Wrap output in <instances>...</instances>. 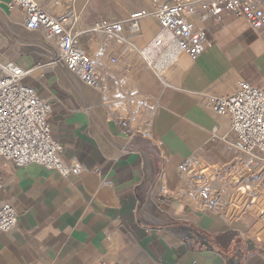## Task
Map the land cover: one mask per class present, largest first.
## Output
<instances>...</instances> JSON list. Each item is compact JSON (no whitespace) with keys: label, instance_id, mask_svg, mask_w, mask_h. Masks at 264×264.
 <instances>
[{"label":"crops","instance_id":"obj_1","mask_svg":"<svg viewBox=\"0 0 264 264\" xmlns=\"http://www.w3.org/2000/svg\"><path fill=\"white\" fill-rule=\"evenodd\" d=\"M8 1L0 0V55L33 70L22 83L49 102L62 159L82 170L63 178L0 159L1 200L18 214L16 229L0 232V264H264V249H251L246 238L252 216L202 212L181 197L177 176L190 154L223 171L235 163L233 147L221 140L229 119L210 110L202 93L235 80L264 86V26L251 29L229 14L205 23L203 51L192 60L172 44L161 74L135 53L126 57L115 40L102 45V37L88 35L84 49L100 81L94 88L62 66H47L55 43L25 30L23 11ZM38 1L53 13L65 6ZM116 3L74 0V7L89 24L126 20L130 11ZM153 19H140L136 32L126 27L125 36L145 46L158 34Z\"/></svg>","mask_w":264,"mask_h":264},{"label":"built area","instance_id":"obj_2","mask_svg":"<svg viewBox=\"0 0 264 264\" xmlns=\"http://www.w3.org/2000/svg\"><path fill=\"white\" fill-rule=\"evenodd\" d=\"M7 3L10 9L23 11L25 30L39 31L44 39L55 43L56 52L47 63L49 68L62 66L94 88H99L100 81L94 69L95 60L84 49L85 36L99 35L102 45L115 40L150 65L145 52L151 41L140 49L124 32L126 27L129 31H138L139 20L147 14L145 11L131 14L126 20L105 19L89 24L75 9L74 0H65L63 10L58 13L48 11L38 0H9ZM263 4L264 0H161L149 13L160 31L168 33L193 60L209 42L205 23L215 25L223 15L229 14L243 18L251 29L259 30L264 26ZM151 44L162 52L166 48L160 36ZM32 72L0 55V159L18 168L38 164L46 170H55L63 178L79 173L81 164L64 162L62 146L52 138L48 124L51 105L22 83ZM202 100L210 110L229 119V133L221 140L233 147L236 161L223 171L212 168L199 155L186 156L177 169L182 183L181 197L202 212L216 210L228 220L248 213L263 226L264 188L259 189L257 184L264 176V86L255 87L245 80H235L217 92L202 93ZM121 125L127 123L122 121ZM1 191L0 181V194ZM257 205L261 212L257 211ZM17 220L13 205L0 196V232L14 231ZM246 238L264 247V239L250 235L249 230ZM95 264H109V261L103 258Z\"/></svg>","mask_w":264,"mask_h":264},{"label":"rangeland","instance_id":"obj_3","mask_svg":"<svg viewBox=\"0 0 264 264\" xmlns=\"http://www.w3.org/2000/svg\"><path fill=\"white\" fill-rule=\"evenodd\" d=\"M113 1L114 2H117L116 4H117V6H118V9H120V8H123L124 10H127V12H129L130 11V13H129V15H131V14H134V13H137V12H140V11H148V12H150L151 11V9H152V6L154 5V4H156L157 3V1H161V0H112V3H113ZM60 4H63V3H65V0H61L60 2H59ZM116 6V7H117ZM105 7H103V9H104ZM147 9V10H146ZM263 10H264V4H263ZM128 15V16H129ZM109 18H111L112 19V16H110L109 15ZM128 18H130V16L128 17ZM127 18V19H128ZM153 20H155V19H153ZM156 21V20H155ZM154 21V22H155ZM244 22V21H243ZM156 26H157V29H156V31H158L159 32V27H158V25L156 24ZM146 45V44H145ZM138 47H141V46H138ZM175 47H177L178 48V50L180 51L179 52V54L180 55H184V51H182V49L180 48V47H178V45H175ZM124 55L126 56V57H130L131 58V56H134L133 55V52H128V50H126V51H124ZM163 57H164V55H163ZM163 57H160L159 58V60L156 62L157 64L155 65V68L157 69V72L158 73H162V70H163V65H162V60H163ZM168 59V58H167ZM171 60H168V62H170ZM167 65V63H165L164 64V67ZM211 167L212 168H214V167H217L215 164L214 165H211ZM246 170V169H245ZM264 173V172H263ZM260 179H261V181L257 184V187L259 188V189H263L264 188V176L263 177H260ZM214 185H217V184H214ZM258 188H255L254 190H259ZM248 214V213H247ZM244 215V214H243ZM251 216V215H250ZM253 218V217H252ZM256 220H255V218H253V224H252V226L249 228L250 230H252V229H254L255 227V224H256V222H255ZM249 239V238H248ZM250 240H252L251 238H250Z\"/></svg>","mask_w":264,"mask_h":264},{"label":"bare ground","instance_id":"obj_4","mask_svg":"<svg viewBox=\"0 0 264 264\" xmlns=\"http://www.w3.org/2000/svg\"><path fill=\"white\" fill-rule=\"evenodd\" d=\"M61 1V0H60ZM39 2V1H38ZM148 15H150L151 17H153L149 12H147V14H146V16H148ZM146 16H144V17H146ZM144 17H142L141 19H143ZM155 19V18H154ZM159 26V25H158ZM163 37L164 38V41H165V49L163 50V52L161 51V50H159V47L158 48H156V47H153L152 46V44H151V42L155 39V38H157V37ZM82 41L84 42V44H86V36L85 37H83V39H82ZM151 41V42H150ZM149 42H150V46H147L148 48L146 49V54H145V57L147 58V60H148V63H150V66L154 69V70H156L157 71V69L155 68V65L157 64L156 62L159 60V58L160 57H163V54L170 48V46L172 45V44H175V45H177L176 44V42L175 41H173L171 38H170V35L168 34V33H164L163 31H160V29H159V32H158V34L153 38V39H151ZM149 42H147V43H149ZM146 43V44H147ZM146 46V45H145ZM144 47V46H143ZM138 48H142V47H138ZM181 48V47H180ZM183 51V50H182ZM158 74H161V73H158ZM31 75H33V72L31 73ZM211 165V164H210ZM216 168V167H215ZM217 168H219L218 166H217ZM257 211L258 212H261V208H260V206H258L257 205ZM262 212H264V210L262 211ZM243 215V214H242ZM255 228L254 229H252V230H250L249 229V233H250V235L251 234H253V235H258V238H261V239H264L263 237H264V225L262 226L261 225V223L260 222H256V224H255V226H254ZM248 239V238H247ZM250 239V238H249ZM252 242H253V244H255L254 243V241L253 240H251ZM260 248H263L264 249V247H260Z\"/></svg>","mask_w":264,"mask_h":264},{"label":"water","instance_id":"obj_5","mask_svg":"<svg viewBox=\"0 0 264 264\" xmlns=\"http://www.w3.org/2000/svg\"><path fill=\"white\" fill-rule=\"evenodd\" d=\"M248 244L251 246V249L254 247V244L250 239L248 240Z\"/></svg>","mask_w":264,"mask_h":264}]
</instances>
